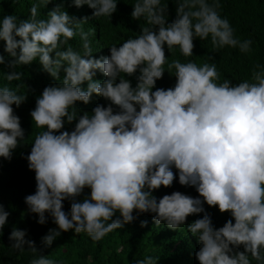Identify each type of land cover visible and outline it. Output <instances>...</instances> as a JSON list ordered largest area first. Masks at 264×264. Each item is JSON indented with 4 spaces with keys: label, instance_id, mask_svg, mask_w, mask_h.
I'll list each match as a JSON object with an SVG mask.
<instances>
[{
    "label": "clouds",
    "instance_id": "1",
    "mask_svg": "<svg viewBox=\"0 0 264 264\" xmlns=\"http://www.w3.org/2000/svg\"><path fill=\"white\" fill-rule=\"evenodd\" d=\"M119 2L39 0L26 18L7 14L0 19V65L9 69L0 70L6 81L0 84V163L30 145L21 155L34 172L35 191L24 203L38 224L50 217L56 225L40 237V247L27 238V229L13 225L10 248L31 252L29 264H62L43 251L62 233H85L99 242L150 214L153 224L170 230L187 224L199 245L194 252L198 264H264V65L255 63L247 79L221 80L213 56L202 65L179 59L169 63L165 50L178 46L183 56L192 57L194 40L210 37L216 51L231 47L249 54L253 40L236 36L221 15L220 0H136L130 17L146 25L108 46L107 55L96 56L90 40L94 32L84 25L112 18ZM170 2L175 5L171 19ZM65 3L87 5L91 15L70 14ZM49 4L47 18H38L40 6ZM77 35L82 54L69 44ZM33 62L52 82L36 95L29 112L32 126L43 131L26 143L29 135L16 109L31 89L24 71L17 69ZM166 71L174 84L157 86ZM94 95L106 103L90 111L78 107L77 102L90 104ZM177 178L198 195L155 194L172 188ZM205 205L229 218L217 226ZM10 215L0 202V236ZM190 216L197 218L189 223ZM147 226L140 220L141 228ZM159 259L144 255L129 264H157Z\"/></svg>",
    "mask_w": 264,
    "mask_h": 264
},
{
    "label": "trees",
    "instance_id": "2",
    "mask_svg": "<svg viewBox=\"0 0 264 264\" xmlns=\"http://www.w3.org/2000/svg\"><path fill=\"white\" fill-rule=\"evenodd\" d=\"M54 2H59V0H54ZM125 2L120 0L118 10L112 18L91 19L84 25L85 31L94 32L90 36L93 51H96L94 55H107L108 46L119 44L129 36L137 35L139 24L146 25L143 19L137 22L130 17L131 4H134L136 0H125ZM34 3H39V0H17L14 4L11 0H0V19L7 14L26 18ZM162 3H167V0H162ZM220 3L221 15L229 19L235 29L236 36L242 40H253V51L243 54L238 49L231 47L216 51L213 49L210 37L202 41L197 38L194 40L196 47L194 48L195 55L192 57L183 56L178 46L174 47L171 52H168L166 48L168 62L175 59H179L181 62L194 60L198 65H202L205 62H212L209 61V56H213L221 80L224 78H231L234 81L247 79L255 63L264 65V0H220ZM52 7L53 4H49L45 8L41 5L38 9V18L46 19V13ZM65 7L70 14L77 17L90 16L92 12L87 5L76 8L69 7L65 3ZM169 8L171 13L169 19H171L175 15V5L170 2ZM2 44L3 42L0 41V51H2ZM69 44L75 50L81 51L82 54L79 35L70 40ZM5 56L6 59L9 58L7 53ZM164 67L167 69V63ZM0 70L9 71L5 65H0ZM17 70L24 71V83L31 89L27 92V101L16 109L17 114L21 117L22 127L26 130L25 134L29 135L26 143H31L35 134L43 129H36L34 124L32 126L29 112L34 107L36 95L52 80L47 73L41 70L38 62H33L31 65L23 66ZM3 72H0V84L6 83ZM97 76L103 78L99 73ZM129 79L134 85L135 78L129 77ZM174 82L175 77L166 71L163 79L157 81V86L167 88ZM12 86H15V82ZM26 90V86L20 89L21 92H26ZM77 103L78 107L90 111L96 103L106 102L102 97L94 95L92 102L88 105H84L82 102ZM66 127L71 126L66 125ZM28 151H30V145L19 147L15 150L11 161L3 160L0 163V202L5 205L6 210L11 212L9 222L4 228V234L0 236V264H29L33 258V254L27 250L19 253L10 248L8 235L13 225L20 229H27V238L34 239L38 247H40V237L46 234L49 228L56 227L50 217L45 225H40L36 222V215L27 212L24 197L35 191L34 172L28 169L27 161L21 155ZM174 190L192 196L198 195L194 188L181 186L178 183V178L172 188L162 187L155 194L161 196ZM64 206L67 211L70 207L69 202L65 201ZM205 207L212 214L213 221L217 226H222L229 218L227 213L221 214L217 208H209L207 205ZM195 218L197 217L190 216L188 222L190 223ZM140 220H147L148 226L141 228ZM198 247L196 238L187 229V224L181 226L180 231L170 230L163 225L153 224L150 214H143L136 221L126 224L123 229L109 233L99 242L92 241L85 233L78 235L69 231L62 233L50 248L43 249V251L50 258L61 261L62 264H129L144 255L160 257L157 264H198L194 257V252Z\"/></svg>",
    "mask_w": 264,
    "mask_h": 264
}]
</instances>
